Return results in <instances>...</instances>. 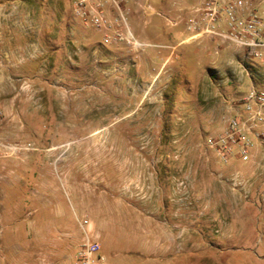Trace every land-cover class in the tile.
Returning a JSON list of instances; mask_svg holds the SVG:
<instances>
[{
  "label": "crops",
  "instance_id": "obj_1",
  "mask_svg": "<svg viewBox=\"0 0 264 264\" xmlns=\"http://www.w3.org/2000/svg\"><path fill=\"white\" fill-rule=\"evenodd\" d=\"M200 1L185 5L183 0H174L167 7L165 16L169 20L184 18L187 15L185 10L198 5ZM11 4L16 6L15 10ZM134 12L139 20L141 18L140 9L133 10L131 26L138 22ZM60 14V9L55 5L34 8L24 0H0V59L7 53L9 60L13 61L16 54L25 53L32 45L43 51L41 57L20 66L9 67L4 60H0V106L3 115L0 137L9 141L28 139V128L35 119L29 111L37 109L40 113L36 115V124L43 129L49 126L58 145L67 140L70 158L67 166L58 164L52 167L44 163L31 167L21 165L14 158H0V264H72L68 259L71 246L75 245L76 248L82 237L79 223L85 217L90 221L92 235L100 245V254L108 264H157L158 256L173 254L178 238L182 240L185 252L192 250L193 245L189 240L186 238L183 241L190 218L187 209H177L175 203L166 200L167 193L158 167L154 163L150 166L141 164L139 157L142 152L124 145L126 130L123 126H136V120H111L107 107L97 108L87 99L88 90L74 91L72 102L55 104L53 113H49L51 108L44 100L48 89L45 76L49 70L48 54L44 47L49 39L44 32V22L46 16L48 21L52 18L55 29L60 25ZM68 14L71 16L70 10ZM148 16L144 22L151 26L153 23ZM73 21L67 26L64 44L67 46L68 64L75 68L84 56L89 64L95 54L103 55L105 52L100 47L101 37L99 40L91 39L86 29ZM168 29L167 36L160 40H148L155 46L134 59L132 77L139 79L143 69L151 67L153 60H146V56L153 54L163 59L156 67L157 72L160 66L172 63L178 47L193 43L188 41L189 35L183 37L187 33L183 23L176 27L169 25ZM53 34L52 43L60 45V36L55 37V31ZM202 39L208 41V51L213 48L215 57H209L208 53L206 69L220 78L219 86H232L239 82L248 87L264 85L263 71L235 81V77L231 76L233 48L220 45L212 38ZM188 51L183 52L185 59ZM185 59L181 69H187L184 68L188 65ZM169 70L173 75V69L170 67ZM91 73L99 75L97 70ZM80 75L72 79L73 89L78 86ZM128 85L131 86L132 96H138L139 86L134 89L130 82ZM29 94H38L35 103ZM140 104L139 100L137 106ZM157 107H162V104ZM207 107L211 112L210 117L205 119L204 127L212 135L222 129V114L239 112L240 116L244 115L236 97L218 98L212 106ZM93 109L101 111L93 113ZM204 153L207 154H203L205 156L202 155L203 160L199 162L202 172L192 181L198 192L195 216H204L200 220L203 228L199 232L202 234L206 233L205 216L210 220L221 216L220 207L223 204L216 174L229 166L248 173L258 167L260 170L264 148L254 144L251 149L254 161L243 163L234 156L229 166L222 165L213 151ZM52 154L60 158L62 150L53 149ZM180 176V180L189 186L187 166L181 168ZM254 183L255 189L264 186L256 179ZM249 245L252 247V244ZM180 257L174 255V261L166 264H184L183 260H178L183 259L182 254Z\"/></svg>",
  "mask_w": 264,
  "mask_h": 264
},
{
  "label": "rangeland",
  "instance_id": "obj_2",
  "mask_svg": "<svg viewBox=\"0 0 264 264\" xmlns=\"http://www.w3.org/2000/svg\"><path fill=\"white\" fill-rule=\"evenodd\" d=\"M24 1L34 8L42 5L45 7L55 5L61 12L59 15L60 25L55 28L56 30L53 28L52 18H49L50 21H48L46 16L44 22V32L47 34L46 38L49 39L44 46L48 54L49 65V70L45 76V85L48 89L45 92L44 100L51 108L49 113H53L52 107L55 104L57 106L59 103L72 102L75 95L74 91L79 93L88 90L87 99L95 103L97 108L107 107L111 120L116 121L118 119L121 120L120 122L136 120V123L132 121L136 126H123L126 130L124 145L126 148H133L142 152L139 157L141 164L150 166L154 163L158 167L163 177L164 191L167 193L166 200L169 203H175L176 208L179 207L177 184L181 177L180 171L181 168L184 169L187 166L189 196L192 205L187 209L190 218L183 241L187 238L193 247L192 250L185 252L182 240L178 238L173 250V254L179 258L182 254L183 259L178 258V260H183L184 264H264V186L262 189L254 188L255 179L264 185V160L260 163V170L258 167L249 173L241 168H229L232 158L234 156L238 158L237 155H234L227 164L221 163L229 166L216 174L219 181V197L223 204L220 207L221 216L215 220H210L205 216V234L199 232V229L203 228L201 227L202 224L200 225V220L204 216L199 215L198 218L195 216L198 192H196L192 181L197 179L198 173L201 174L202 172L199 162L203 160L202 155L207 154L204 152L213 151L206 145L207 138L214 136L204 127L205 119L210 117L211 112L207 106H212V103L218 98L236 97L240 101L248 85L240 82L237 85L232 84V86L218 85L220 78L208 73L206 69L209 63L208 53L209 57L215 56L213 48L208 51V41L204 39L178 47L174 52L175 56L173 55L172 63L160 66L157 72H155L156 67L163 59L158 58L157 55H148L146 60H153L151 67L143 69V75L139 79L131 75V71L134 69V59L155 46L148 40H160L167 36V32L169 33L170 24L168 22L169 25H167L169 19L165 13L167 7L174 0H147L151 7L149 11L142 8L144 0H135L134 2L128 0L127 7L132 12L133 10L137 11V8L141 12L140 20L138 14L133 13L138 20L137 24H132V27L134 26L133 31L140 40L148 43L150 47L144 51L132 52L124 45L104 46L101 44L100 47L105 52L103 55L95 54L96 56L89 64V60L84 56L75 68L68 64L67 46L64 44L67 26L70 21L71 24L74 22L68 14L67 0ZM183 1L185 5H191L195 0ZM150 14L153 15L150 16ZM147 16L153 23L151 26L144 22L147 20L145 19ZM182 19H170L177 23L175 26L170 25V27L180 25ZM53 31H55V37L60 36V45L52 43ZM85 31L93 40H99L101 37L96 31L90 29ZM188 35V33H184L183 37ZM187 49L189 51L185 59L183 52ZM183 59L187 60L188 65L186 64L187 66L184 67L187 69H181ZM170 67L173 69V75H170V73L172 74L169 70ZM94 70H97L99 75H92L91 72ZM85 72L87 75H84ZM90 73L91 75H89ZM75 75L80 76L77 80L78 86L73 89L72 79ZM129 82L134 86V89L139 86L140 93L138 96H132ZM30 95L32 102L35 103L38 94ZM139 100L141 104L137 106ZM161 104L162 107L155 108ZM98 111L101 110L93 109V113ZM29 112L30 116L34 115L35 119L28 128L29 138L23 140L32 142L36 150L11 158H14L21 165L31 167L42 163L49 167L58 164L67 166L70 159L68 156L69 142L67 140L61 141L58 145V142L53 139L49 126L43 129L36 124L38 120L36 115L40 111L31 109ZM230 115L225 113L220 116L222 129L225 125L224 119ZM58 148L62 150L60 158L52 154L53 149ZM254 160L255 157L252 155L251 161ZM235 175L241 182L237 188L230 185V178ZM29 176L31 178L32 175L29 173ZM250 210L251 212H249ZM198 225L199 228H197ZM81 238L76 244V248L75 245L71 246L72 252L68 259L72 264H77V252ZM249 244H252V247ZM173 254L163 253L158 256L157 264L174 261L172 259Z\"/></svg>",
  "mask_w": 264,
  "mask_h": 264
},
{
  "label": "built area",
  "instance_id": "obj_3",
  "mask_svg": "<svg viewBox=\"0 0 264 264\" xmlns=\"http://www.w3.org/2000/svg\"><path fill=\"white\" fill-rule=\"evenodd\" d=\"M70 14L80 26L101 34V44L124 45L132 52L144 51L150 45L140 40L130 23L132 11L127 7L128 0H67ZM15 10L16 6L11 4ZM143 10H151L144 0ZM187 15L181 20L189 34L188 41L202 38L215 39L220 45H230L234 50L232 73L235 81L242 77L250 78L264 72V0H201L198 5L185 10ZM171 26L176 21L168 20ZM43 55L36 45L25 53L15 55L13 61L5 53L1 61L9 67L25 64ZM262 72V73H263ZM264 74V73H263ZM23 82V87H24ZM243 117L235 112L224 119L223 129L206 140L217 160L227 164L237 155L241 162L251 161L254 144L264 148V85H250L240 100ZM3 115L0 106V124ZM32 142L19 139L9 141L0 137V158L17 157L35 151ZM219 177V176H218ZM237 176L230 178L233 188L240 186ZM179 191L178 208L188 209L192 202L189 186L185 181L177 184ZM82 238L77 252V264H107L99 254L100 245L94 239L90 221L85 217L79 223Z\"/></svg>",
  "mask_w": 264,
  "mask_h": 264
}]
</instances>
